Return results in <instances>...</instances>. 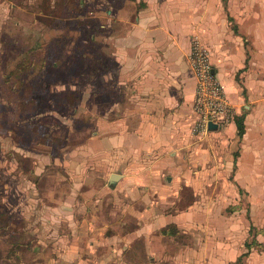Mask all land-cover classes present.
Masks as SVG:
<instances>
[{
	"label": "rangeland",
	"instance_id": "1",
	"mask_svg": "<svg viewBox=\"0 0 264 264\" xmlns=\"http://www.w3.org/2000/svg\"><path fill=\"white\" fill-rule=\"evenodd\" d=\"M134 7L132 0H0V264H129L130 233L146 208L161 214L196 201L198 213L210 215L209 230L197 225L190 234L197 255L165 257L206 250L211 257L222 237L227 257L243 251L248 198L236 194L229 174L204 181L201 199L179 181L172 199L160 191L172 172L151 181L155 167L121 165L129 150L106 154V111L117 104L107 100L114 46L106 39L120 33L125 10ZM193 113L195 127V101ZM194 134L188 157L208 148L216 165L225 155L219 142ZM147 153L152 164L155 151ZM113 173L123 176L112 183Z\"/></svg>",
	"mask_w": 264,
	"mask_h": 264
},
{
	"label": "crops",
	"instance_id": "2",
	"mask_svg": "<svg viewBox=\"0 0 264 264\" xmlns=\"http://www.w3.org/2000/svg\"><path fill=\"white\" fill-rule=\"evenodd\" d=\"M132 3L135 7L125 10L120 33L106 39L114 46L109 54L113 67L104 75L107 100L122 103L106 111V154L112 157L118 150H129L121 165L155 167V173L147 175L151 181H161L165 168L172 172L173 178L168 177L172 184L160 188L169 198L175 190L172 185L185 181L195 198L201 199L208 189L204 181L229 174L237 187L236 194L244 192L248 198L249 226L243 251L237 250L234 257H227L223 237L214 239L211 247L216 244L222 249L214 248L211 257L210 250L202 252L203 257H168L187 252L197 255L190 234H195L197 225L209 230L210 215L203 209L198 213L199 201L186 210L161 214L149 206L144 221L138 219L139 226L130 233L128 263L264 264V0ZM131 10H135L136 17ZM197 45L208 52L233 108L232 120L217 131L194 134L200 141L212 137L219 142L225 155L216 157V165L214 158H209L208 148L196 158L188 157L186 147L196 120L193 107L197 79L192 52ZM123 102L132 104L125 107ZM237 117L244 120L243 136L238 135ZM152 150L156 158L151 164L147 151ZM178 171L181 174L177 176ZM132 179L142 178L134 174ZM241 210L238 207L235 212ZM221 232L224 234V229ZM160 246L163 254L154 257ZM259 253L260 257H254Z\"/></svg>",
	"mask_w": 264,
	"mask_h": 264
},
{
	"label": "built area",
	"instance_id": "3",
	"mask_svg": "<svg viewBox=\"0 0 264 264\" xmlns=\"http://www.w3.org/2000/svg\"><path fill=\"white\" fill-rule=\"evenodd\" d=\"M192 68L197 79L195 106L197 122L193 130L196 135H206L210 122L222 125L233 118V108L228 100L222 83L213 73L208 52L197 45L192 52Z\"/></svg>",
	"mask_w": 264,
	"mask_h": 264
},
{
	"label": "water",
	"instance_id": "4",
	"mask_svg": "<svg viewBox=\"0 0 264 264\" xmlns=\"http://www.w3.org/2000/svg\"><path fill=\"white\" fill-rule=\"evenodd\" d=\"M213 73H215V69H213ZM209 129L212 130V131H217L219 129V126H218V124L210 122ZM121 177H122V175H120L118 173H113L110 176V182L116 183Z\"/></svg>",
	"mask_w": 264,
	"mask_h": 264
},
{
	"label": "trees",
	"instance_id": "5",
	"mask_svg": "<svg viewBox=\"0 0 264 264\" xmlns=\"http://www.w3.org/2000/svg\"><path fill=\"white\" fill-rule=\"evenodd\" d=\"M236 122L238 124V135L243 136L245 133V127H244V120L243 117H237ZM253 229V228H252ZM256 242L255 240L248 244V247H251V244ZM256 245H260V243H255ZM247 254V253H246Z\"/></svg>",
	"mask_w": 264,
	"mask_h": 264
}]
</instances>
